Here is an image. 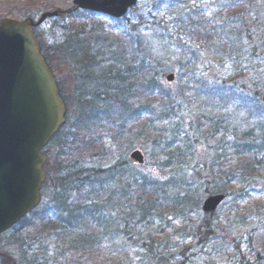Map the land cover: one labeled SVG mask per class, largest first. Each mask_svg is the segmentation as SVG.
<instances>
[{
	"label": "trees",
	"instance_id": "1",
	"mask_svg": "<svg viewBox=\"0 0 264 264\" xmlns=\"http://www.w3.org/2000/svg\"><path fill=\"white\" fill-rule=\"evenodd\" d=\"M202 3L189 0L184 14L175 15L173 22L178 31L175 53L155 57L144 55L138 63L134 62L130 54L137 58L138 51L133 53L130 48L122 47L119 39L107 34L99 25L87 29L84 26L81 34L68 37L64 46L57 47L75 65L72 74L78 85L69 101L59 86L68 111L67 124L50 145L56 152L53 155L61 159L56 164V178L51 179L47 173V182L43 187V196L48 199L46 209L38 214L35 211L32 215H35L34 222L40 223L41 233H48V237L60 243L66 253L91 256L102 251L111 238L135 235L134 230L139 225L162 219L164 214L180 217L192 213L201 208L205 195L229 197L233 188L248 189L251 187L249 182H254L258 174L264 173V108L259 105L262 93H254L251 97L237 94L232 89L228 93H224L225 90L210 91L217 99L223 100L221 95L224 94L235 102V115L215 116L217 108H209L214 115L207 108H200L203 114L200 121L206 128L209 127L214 138H220V150H203L204 145L198 140H186L189 142L186 144L184 138L180 139L179 128L172 137L164 138L165 130L154 127L155 121H147L136 130L135 137L150 138L156 167L160 172H170L169 177H140L126 163L109 169L85 168L83 160L77 158L82 141H87L96 131L120 135L124 130L122 125L117 126L118 123L145 116L156 118L157 122L170 120L174 110L173 102L170 103L172 96L161 87L158 77L176 71L179 82L187 78L192 83L202 66L209 68L219 63L224 67L233 62V50L244 40L253 43L260 39L258 48L264 49V0H220L218 11L212 16ZM215 5L207 6L212 8ZM254 8L256 12L251 30L244 33L243 25L238 22L239 16L247 17ZM87 15L92 14L83 13L79 18ZM29 18L33 16L29 14L26 19ZM231 20L235 21L230 23ZM219 21L226 24L218 27ZM86 33L91 35L94 45L91 46L88 37L84 41L79 40ZM258 48L250 51L251 57L257 55ZM41 53L50 66L54 51L45 52L42 49ZM228 82H223V86ZM245 82L243 79L242 83ZM142 92L148 93L154 101L145 105L131 103L133 95H139V101ZM70 101L74 107L72 112ZM201 153L203 160L195 166ZM210 157L214 161L213 166H207ZM62 158L65 160L62 161ZM215 165L229 180L204 182L194 189L189 173L200 166L201 172L212 171ZM26 220L12 232L23 227ZM202 228L209 230L207 235L211 232L210 224L206 223ZM149 237L150 241L154 239V236ZM153 242L143 245L141 250L147 258L157 259L159 248L156 249ZM0 256L4 257V264L9 261L15 264L12 258ZM159 261L166 264L164 260Z\"/></svg>",
	"mask_w": 264,
	"mask_h": 264
},
{
	"label": "rangeland",
	"instance_id": "2",
	"mask_svg": "<svg viewBox=\"0 0 264 264\" xmlns=\"http://www.w3.org/2000/svg\"><path fill=\"white\" fill-rule=\"evenodd\" d=\"M188 1L140 0L125 18L116 22L100 15L79 18L84 12L75 9L74 0H0V24L5 19L24 21L29 14L33 19L38 20L44 13H59L57 19H50L35 29V35L41 51L42 49L45 52L54 51L50 68L63 95L69 101L73 98L78 85L72 74L76 67L63 51L57 48L64 46L68 37L81 34L84 26L87 29L99 25L107 34L119 39L122 47L130 48V52L133 53L138 51L137 58L130 54L134 62L138 63L144 55L155 57L175 53L177 51L175 37L178 31L173 21L175 15L184 14ZM218 1L220 0H199L203 2L211 16L216 15L218 11L220 6ZM210 4L216 5L210 8L207 6ZM254 12H256L255 8L251 9L247 17L239 16L238 22L243 25L244 33L251 30ZM234 21L231 20L230 23ZM225 24L219 21L217 26L223 27ZM87 37L92 42L91 46L94 45L88 33L81 35L79 40L84 41ZM260 44V39H256L253 43L244 40L233 50L231 60L233 62L224 67L219 63L212 64L209 68L206 65L202 66L192 83L188 82L187 78L179 82L176 71L158 77L161 87L169 91L172 96L170 103L173 102L174 110L170 120L157 122L156 118L148 119V116H145L135 121L118 123L117 126L122 125L124 130L120 135L114 132L96 131L87 141H82L79 146L80 151H77V158L83 160L85 168L109 169L119 163H126V166L130 165L133 173L140 177H169L170 172H160L156 167L158 165L153 157L150 138L135 137L136 130L147 121H155L154 127L164 129V138L172 137L173 132L179 128L180 139L184 138V142L198 140L204 145L203 150L210 148L220 150L222 148L220 138H214L209 132V127L206 128L200 121L203 120L200 108L207 110L211 107L217 108L214 112L215 116L235 115V102H231L224 94L221 95L223 100L217 99V96L210 91L213 89L225 90L224 93L232 89L237 94H248L251 97L254 93H262L264 97V49L258 48ZM254 47H257L259 52L253 58L249 53ZM172 74L175 75V80L167 82L166 77ZM243 79L246 80L245 84L242 83ZM225 81L230 82L223 86ZM140 96L141 99L138 101L139 95L134 94L135 101L131 103L145 105L154 101L148 93L142 92ZM208 96H211L210 99L207 98ZM71 102L69 103L72 112L74 107ZM259 105L264 108L262 99ZM209 111L214 115L211 109ZM67 114L66 107V124ZM100 135H102L101 141ZM134 151H140L144 155L146 161L144 166L131 162L130 154ZM52 152L53 147L50 145L46 153L48 157L51 155V158L45 165V170L50 174V178L54 179L57 172L56 164L61 158H57L53 155L56 152ZM204 155L201 153L198 156L195 166L203 160ZM64 160L62 158V161ZM213 164L212 158H208L207 166ZM201 168L202 166L189 173V180L195 186L194 189L204 182L219 183L229 180L216 165L212 171L201 172ZM256 177L254 182H249L251 187L248 189L233 188L230 196L214 214L206 215L202 211V206L199 210L185 213L180 217L164 214L162 219L150 220L149 223L139 225L134 230L135 235L111 238V241H106L102 251L99 250L91 256L66 253L60 243L48 237V233H41V225L34 222L35 215H32L23 223V227L18 228V231L8 232L0 237V254L12 258L15 264H161L159 260H164L166 264H264V173ZM209 197L211 196L205 195L202 204ZM47 205L46 197L43 198L37 214L45 210ZM206 223L211 226L208 235L209 230L202 228ZM149 236H154V239L150 241ZM153 241L156 249L159 248L157 259L147 258L145 252L141 250L143 245L148 246ZM3 261H5L4 257L0 256V264H4ZM7 264H11L10 261Z\"/></svg>",
	"mask_w": 264,
	"mask_h": 264
},
{
	"label": "water",
	"instance_id": "3",
	"mask_svg": "<svg viewBox=\"0 0 264 264\" xmlns=\"http://www.w3.org/2000/svg\"><path fill=\"white\" fill-rule=\"evenodd\" d=\"M138 2L74 0V5L119 20ZM58 17V12L45 13L37 22L5 19L0 24V235L39 205L48 161L42 152L66 123L65 104L33 33V28ZM167 81L173 82L174 75ZM130 158L141 166L145 163L140 151ZM225 199H207L203 212H216Z\"/></svg>",
	"mask_w": 264,
	"mask_h": 264
}]
</instances>
